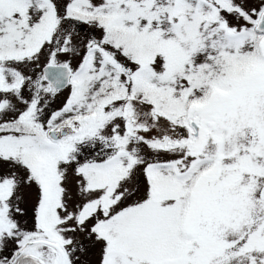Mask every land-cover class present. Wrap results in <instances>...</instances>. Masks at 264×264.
<instances>
[{"label": "snow or ice", "instance_id": "snow-or-ice-1", "mask_svg": "<svg viewBox=\"0 0 264 264\" xmlns=\"http://www.w3.org/2000/svg\"><path fill=\"white\" fill-rule=\"evenodd\" d=\"M0 264H264V0H0Z\"/></svg>", "mask_w": 264, "mask_h": 264}]
</instances>
